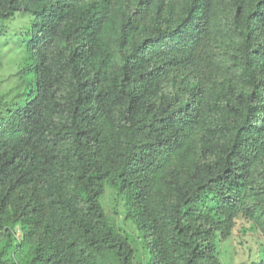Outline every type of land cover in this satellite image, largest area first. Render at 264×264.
<instances>
[{"label":"trees","instance_id":"trees-1","mask_svg":"<svg viewBox=\"0 0 264 264\" xmlns=\"http://www.w3.org/2000/svg\"><path fill=\"white\" fill-rule=\"evenodd\" d=\"M34 17L0 99V264H223L239 219L264 264V0H0ZM259 252V251H258Z\"/></svg>","mask_w":264,"mask_h":264},{"label":"rangeland","instance_id":"rangeland-1","mask_svg":"<svg viewBox=\"0 0 264 264\" xmlns=\"http://www.w3.org/2000/svg\"><path fill=\"white\" fill-rule=\"evenodd\" d=\"M32 15L17 13L9 20L0 21V99L7 95L11 98L17 87V74L28 63L27 45L30 39L28 31L33 25ZM101 204L110 221L123 230L131 239L136 255L133 264H147L150 254L146 253L135 223L127 219L125 202L112 188L107 187ZM260 235L252 224L239 219L232 236L220 244L223 264H249L260 260ZM259 251V252H258Z\"/></svg>","mask_w":264,"mask_h":264}]
</instances>
